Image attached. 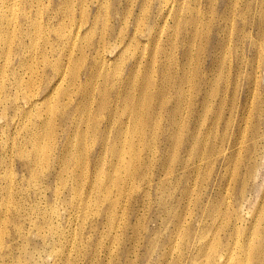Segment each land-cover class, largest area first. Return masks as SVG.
Instances as JSON below:
<instances>
[{
	"label": "rangeland",
	"instance_id": "1",
	"mask_svg": "<svg viewBox=\"0 0 264 264\" xmlns=\"http://www.w3.org/2000/svg\"><path fill=\"white\" fill-rule=\"evenodd\" d=\"M11 1H8L11 9L6 12L4 0H0V67L6 70L0 76V95L6 86L3 95L7 96L0 98V231L6 230L7 234L0 238V249L15 247L16 222L24 228L22 240L29 244L25 250H14L13 256L24 255L28 264H34L29 259L33 243L42 248L34 254L40 264H206L212 248L207 250L200 243L210 244L212 240L211 244L219 243L217 251L223 255L227 250L221 247V242L236 239L234 234L231 238L217 229L218 223H213L208 215L212 203L225 210L226 201L233 205L227 212L230 221L242 209V224L257 228L260 237L253 238V244L261 243L259 257L264 258L263 224L255 218L257 212L259 217L264 212L258 211L264 192V143L260 150L255 140L246 136L241 140L240 150L237 149L239 130L248 124L242 117L251 114L257 99L264 97V66L256 51L261 39L258 22L260 18L264 20V13L259 15L264 12L263 0H105L100 4L102 16L106 13L108 18L103 16L92 31L82 33L77 40L80 48L76 46L72 53V57L82 59V73L93 56V44L98 41L104 44L103 51L108 57L101 64L100 76L93 81L97 83L95 94L105 86L102 77L107 69L108 77L115 82L123 78L133 82L132 95L142 87L145 74L153 81L152 92L161 88L157 137H151L152 125L145 126L141 140L130 136L131 127L122 130H128V139L135 140V146L131 154L125 150L128 169L121 184L119 181L120 189L112 173L110 179L103 173L109 169V154L100 159L96 172L93 169L98 147L92 139L98 137V132H91L89 124L71 123L74 112L70 108L76 106L77 95L72 96L70 105L62 94L59 105L53 103L52 95L46 98L44 86L52 76L49 65L40 61L43 48H33L35 58L25 60L18 57L16 48L22 41L51 40L57 49L55 39L87 23L86 18L91 21L100 0H15L13 5ZM141 2L146 5L142 12ZM1 17L4 21L8 17L13 24L7 37L1 36L4 27ZM70 17L74 21H69ZM31 27L36 31L32 32ZM83 27L81 32L85 30ZM110 29L112 35L106 36ZM7 45L10 48L6 51ZM45 51L50 62L56 60L50 44ZM19 62L35 64L34 71L19 67ZM31 72H35L32 76L35 83L26 91L24 86L31 79ZM15 77L23 82L19 91L12 82ZM25 93H33L35 98L28 114L14 106L3 107L16 94L20 104L26 106ZM50 104L48 118L41 120L45 117L43 109ZM64 115L70 119L63 120ZM103 123L99 125L103 127ZM80 129L85 135L84 149H91L88 157L80 161L72 154L58 159L65 144L68 151L78 150ZM50 130L51 137L42 138ZM129 144L126 142L125 147ZM255 157H259V164L253 179L255 169L250 172L247 161ZM64 166L66 170L61 171ZM80 169L88 172L90 180L96 179V187L91 188L86 181L72 184L71 178L80 179ZM31 174L37 177L31 179ZM38 210L42 215L45 212V219L34 212ZM226 218H218L216 222L222 223ZM238 249L230 250L231 261L264 264L252 251L249 254L247 249V253ZM214 256L217 257L215 252Z\"/></svg>",
	"mask_w": 264,
	"mask_h": 264
},
{
	"label": "bare ground",
	"instance_id": "2",
	"mask_svg": "<svg viewBox=\"0 0 264 264\" xmlns=\"http://www.w3.org/2000/svg\"><path fill=\"white\" fill-rule=\"evenodd\" d=\"M8 1H10V0H4V3H5L4 6L5 7L3 8V10L6 11V12H7V9L11 7V6H9ZM104 1L105 0H100L97 3V5H96V13H95V15H94V17H93V19L91 21H89L86 18L87 20L85 19V21L87 23L82 24V25H78L74 30H70L67 33L63 34L60 38H56L55 39L56 42H57V45H58V48L57 49L53 47V43H51V40H50V42L48 40H46V41L36 40V41H33V42H31L30 40H29V42L22 41V42H18L16 48H17V55H18V57L19 58L22 57L23 60H25L26 58H28V59L29 58H31V59H34L35 58V53L32 51L33 48H35V47H41V48H43V51L40 52L41 53V55H40L41 60L40 61L42 63H44V64H48L49 65L50 75L52 76V77H50L52 79H50L45 84V86H44V91H45V93H47L46 98L47 97L50 98V96L52 95L51 100L54 101L53 103H55V105H59L62 102V100H63V96H65L69 100V102H70L69 105H70L71 104V100H72V96L74 94L77 95L78 98H77V104H76V106L70 108V109H72V112H74V114H75V115L74 114L72 115L71 123H73V124L76 123V125L79 124L80 126L83 123L85 125L89 124L91 126L90 129H92L91 132H94V133H95V131L98 132V133H96V134H98V137L96 136L94 139H92V141H94L95 142V145L98 147V151L94 155V156H96V155L97 156L95 157L96 161L94 160L95 162H94V165H93V169H95V172H96V170L98 168V165L100 163V159L101 158L103 159V157H105L106 154H109V156L111 157L110 158V161L108 162V165H107V167H109V169L107 171H104L103 170L104 171L103 173H104L106 179H110L111 178V173H112V177L115 178V185L118 186L119 185V181H120V184L122 182V176H123V174L126 172V169H128V166L125 164V161H124V158L127 155L126 152H125V150H127V152L131 154L132 151H133V146H135L133 144V141L135 142V140L131 141L130 139H128V137H129L128 136V130L126 129V132H123L122 130H124L125 128H128V127H131L132 132H131V135L130 136L135 135V136H137L141 140L142 137H143V135H144V132H145V126L152 125V127H151L152 132L150 133L151 134V137L152 138L157 137V135L159 134L158 124H159V88L160 87L159 88L157 87V90L155 92H152L151 91L152 90L151 87L152 86L154 87L153 81L151 80V77H149V76H147L145 74L143 76L142 87H139L138 88V92L136 94L132 95L131 92H132V89H134L133 82H131L128 79H124V78L121 79V80L119 79L118 81L115 82V80H113V79H111V78L108 77V74H107L108 69H107L104 72L105 73L104 76L103 77L101 76L103 78L102 80L105 82V86H101L100 88H98L96 90L97 91V94H95V87H96L97 83L96 82L93 83V81L95 79H97L98 76H100L99 75V70L101 68V64L103 63L104 60H106L105 58L108 57L107 54H104V51H103L104 44H102L100 41L97 42V45L94 43L93 44V47H91V49H93V51H92L93 56L91 57V59L89 61L90 62L89 63V66L87 68H85V70L82 73L80 72V68L82 66L81 65L82 64L81 63L82 62V59L79 58V57H76V58L72 57L73 50H74V48H76V46H78L77 45V40L80 39V35L83 36L82 33H85L87 31H92L94 29V27L98 24V22L101 21V19H103V16L106 17V18H108V15H106V13H104L103 16H102L101 10H100V4L103 3ZM14 3H15V0H12L10 4L13 5ZM234 3H235V1H234ZM262 3L264 5V0L262 1ZM143 4L144 3L141 2V12L146 9V5H143ZM234 6H236V5H234ZM262 7H264V6H262ZM263 13L264 12L262 10V12H260L259 15L261 16ZM3 19L4 18L1 17V23L4 22V27L1 28V36L7 37L8 36V33H9L8 30L10 29V27L13 24L10 22V20H9L8 17L5 19V21ZM253 19H254V17H253ZM68 20L69 21H74V18L70 17V18H68ZM207 23H209V22H207ZM137 24H139V23H137ZM83 25H85V30H84V32H81V28H84ZM194 25H197V20H195ZM136 26H138V25H136ZM196 28H198V27H196ZM150 29L151 28H149V30L146 32V35L149 34ZM247 29H248V27H247ZM111 30L112 29H110L109 33H107L106 36H108V35L111 36L112 35V31ZM242 30H243V27H242ZM31 31L33 32V31H36V30L31 27ZM257 31H258V34H259V36L261 38V39L259 38L260 39V41H259L260 43L258 42V45H256L257 46V50L256 51L258 52L257 57L259 56L258 59L263 63V66H264V20H263V18H260L259 19V22H258V30ZM246 33H248V32H246ZM103 36H105V34ZM250 36H251V33H250ZM132 37L134 38V35ZM156 37L157 36H154L153 38L154 39H157ZM256 41H257V39H256ZM48 44H50V50L53 51V53L56 54V60H54L52 62H50L48 60V57H49L48 56V52L45 51L46 46ZM61 45H63L64 47H62ZM224 45H225V43H224ZM227 45H228V43H227ZM190 46H192V45H190ZM5 47H6V51L9 50V48H10V46H8V45L5 46ZM65 48H66V50H65ZM51 51H50V53H51ZM149 59H151V58H149ZM152 59H151V62H153ZM147 63H149V60H148ZM34 65L31 62H27V63L19 62V64H18L19 67H27L30 71H34ZM130 69H132V67H130L129 70ZM255 69H256V67H255ZM5 71L6 70L3 69V66L0 67V76H3V74L5 73ZM31 73H32L31 79H29L27 81L26 85L24 86V89H26V91H27V89H29V87H31L33 85V83H35V80H32V76H34V73L35 72H31ZM254 74H255V71H254ZM41 75H43V74H41ZM37 78H38V75H37ZM181 80H183V78ZM12 82L16 86V89L18 91L21 88H23V82H22L21 78L15 77ZM98 86H99V84H98ZM119 86H120V88H119ZM69 87H72V88L70 89ZM36 88H38V87H36ZM5 89H6V86L1 90L0 98L1 97L2 98H6L7 97V96L3 95V93H5ZM37 91H40V90H37ZM253 93H255V92H253ZM60 94H62L63 96L60 95ZM59 95H60V97L58 98ZM31 97L34 98V94L33 93H25V94H23L24 104L26 105V106H24V105H21L20 104L21 103L20 102V99L18 98V95L16 94V95L13 96V99L8 100L6 103H4L3 104V107L4 106H8V105L14 106V107H16L19 110V112H21L23 114H28L29 111H27V109L31 108L34 105V100H35V98L34 99H31ZM46 98H45V100H46ZM179 99H180V97H179ZM252 100H253V98H252ZM52 104H50L49 106H47L46 108L43 109V113L45 114V117L42 118L41 120H46L48 118V109L50 108V106ZM50 111H52V109H50ZM62 118H63V120L70 119L66 115L62 116ZM242 119H243L244 123H248V124H246L244 126V128H242V129H240L241 127L239 128L240 129L239 130L240 139H238L239 140L238 143H237L238 145L235 143L237 145V149L240 150V148H241V140L243 138H245L246 136H249V138L251 140H255V143L258 144V147L261 150V146H263V143H264V97H259L257 99L256 105H254V108L251 111V114L248 113L247 116H246V118L244 119L242 117ZM250 119L254 121L253 124L250 123V122H252V121H249ZM101 121L104 122L102 124L103 127L99 125V123ZM110 125H114V126L111 127ZM40 126L41 127H44L45 124L43 122H41L40 123ZM80 126H79V128H80ZM149 126H147V127H149ZM97 127H99V130H98ZM100 127H102V128L100 129ZM85 131H86V129H85ZM51 134H52V130H50L49 132L45 133L42 138H44V137L45 138H49V137H51ZM74 134H75V132H74ZM83 136H85L83 134V131L81 129L78 130V140H77V142L79 143L78 150L75 153L73 151H71V150L68 151V145L65 144L63 146V148L59 151V155H58L57 158L59 159V157H61L62 155H72L73 154V155H76L79 158L80 161L81 160L83 161L84 159H82V158L84 156L85 157H88V153H89V151L91 149H88V150L86 148H85L86 150L84 149V146H83L84 138H83ZM130 138L132 139V137H130ZM249 138H246V139H249ZM126 142H130L128 148L125 147V143ZM93 145H92V147H94ZM37 147H39V144L37 145ZM18 151H19V153H21L22 152V149H19ZM235 155H237V154H235ZM239 155H240V153H239ZM251 155H252V152H251ZM200 156L202 158H205V157H203V155H200ZM240 156H242V155H240ZM209 158H211V157H209ZM236 158H238V155H237ZM240 158H242V157H240ZM102 161H104V160H102ZM185 161H186V158H185ZM233 161H232V163H233ZM237 162H235L236 164L234 163L235 164L234 166L237 165ZM247 162H248L247 169L250 172L253 169H255V173L252 176L253 179H255L256 178V171L258 169V164H259V157H255L253 159L252 158H249V161H247ZM196 163H199V162L196 161ZM25 165L27 166V164H25ZM128 165H130V163ZM66 168H67V166L62 167L61 168V171H65ZM232 169L236 173L235 168L232 167ZM237 170H239V169H237ZM228 171H229V169H228ZM86 174L88 175V172L86 170L80 169V172L78 174V176L80 177V179L78 177H76V178H71L70 177L72 184H74L76 186V184H78V183L80 184L81 181H84V182L86 181V183H88V185L91 188L96 187V185H97L96 179L93 177L90 180ZM188 175H189V173H188ZM85 176H87V178L84 180V177ZM30 177H31V179H33V178H36L37 176H34V175L31 174ZM129 177L132 180L134 179L133 178L134 175H133L132 172H130ZM230 177H232V176H230ZM59 178H60L59 180H61V182H62L63 178H62L61 174H60V177ZM203 178H204V176H203ZM74 181H75V183H74ZM229 181H230V179H229ZM64 184H66L65 181H64ZM233 184H235V183H233ZM61 185H63V184L61 183ZM117 188L120 189V185ZM242 189H244V188H242ZM244 193L245 192L242 190L241 191V195L243 196ZM242 196H241V198H242ZM223 198L225 199V197H223ZM226 200L227 201L228 200L230 201V198L229 199H226ZM222 204L224 205V203H222ZM225 204H226V209L224 207L225 210H221L218 207H216L214 203H212V205H211L212 207L211 206L209 207V211H208L209 214L208 213L207 214L209 215V217L211 218V220H213V223H216V224L218 223V228L217 229L221 230V232L223 231V233H228L230 235V237L234 234L235 237H236V239L235 240L233 239L234 241H231L229 239H226V240H223L221 242V247L224 250L226 249L228 251V252L226 251L228 253V255H224V253H226V252H224L223 255H222V252L218 253L217 248H218V246H220L218 242H217L218 244H216L215 242H213V244H211V242L213 240L212 241L210 240L211 241L210 244H209V242L207 243V241L200 243L199 245H201V244L204 245L205 244L204 246H207V248L205 247L207 250H208V248H210V249L212 248V250L209 249L212 252V254L209 255V256H207V259L208 260L206 259V264L207 263L210 264V262H213V264H242L243 261H241V260H236V261L235 260L234 261H231L230 260V256L232 257V254H233V253H231L230 250H233V249L235 250V248H239L241 250H244L245 249L244 250V253L249 252V254L252 251V253L255 254V256H256V258H258V260H263L264 261V258L259 257L261 255V253H260L261 252L260 251L261 250L260 247H262L261 246V243L258 244V245H256V246H255V244H253V242H254L253 241V238L256 237L258 239V237H260L258 235L257 228L254 227V229H251L250 227L244 226L245 223L242 224V220H243L242 219L243 218V216H242V209H241L240 212H237V217L235 219H233L232 221H234V222L231 223L232 221L229 220V218L227 216V212H228V208L232 204L230 202H226V201H225ZM259 205H261V207H260V210H258V211H260V214H261V209L264 210V192H263V197H262L261 201L259 202ZM232 207H233V205H232ZM241 207L242 206H240V208ZM186 208H187V206H186ZM32 210H36V209L34 208ZM34 212H36L37 215L41 214V212L39 210L38 211H34ZM230 214H232V212ZM230 216L231 215H229V217ZM42 217H43V219H45V212H43ZM221 217H223V218L224 217H227L228 219L226 218L227 220L225 219L226 221H224V222L222 221V223L216 222V220L218 218H221ZM255 218H258L257 220H259V222H260V223L259 222H257V223L263 224L262 234H264V212L262 213L261 217H259V212H257ZM220 221H221V219H220ZM178 222H179V217H178ZM34 223H36V222L34 221ZM253 224H255V223H253ZM259 224H257V225H259ZM251 227H253V226H251ZM13 229H14L13 239L16 238V240H17V241H15V247L14 248H11V247H8L7 246L8 248L6 247L5 249H0V258L2 259L1 264H22L23 262H24L23 264H28V261L27 260H25V259L23 260L24 255L18 253V254H16V256H13V251L14 250H16L17 252L20 251V250H25L26 246L29 244L28 242H24L22 240L23 234H24V228H22L21 224L19 225V223H16L15 222ZM240 229H242V230L240 231ZM214 231H215V229H214ZM241 232L243 234H241ZM213 233H215V232H213ZM0 234H1V237L0 238L4 237V235L6 234V230L4 232L3 231H0ZM241 235H243V237H246V238L243 239V237H241L242 238L241 239L240 238ZM260 240H258V243H259ZM8 244L9 243H7V245ZM34 244L35 243H33V251H30V253H29L30 254L29 255V259L34 264H40L41 261L40 260L37 261V259L34 256V254L35 253H39L42 248L40 249L39 248L40 246H36ZM0 245H1V242H0ZM205 248H204V250L206 252V249ZM239 249H238V251H239ZM246 249L249 250V251L245 252ZM201 250H203V249H201ZM214 252L217 255L216 258L214 256Z\"/></svg>",
	"mask_w": 264,
	"mask_h": 264
}]
</instances>
